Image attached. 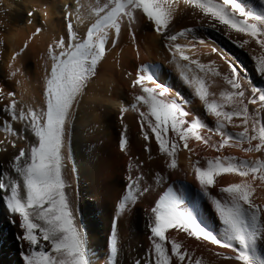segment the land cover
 <instances>
[{"label":"snow or ice","instance_id":"snow-or-ice-1","mask_svg":"<svg viewBox=\"0 0 264 264\" xmlns=\"http://www.w3.org/2000/svg\"><path fill=\"white\" fill-rule=\"evenodd\" d=\"M182 5L207 18V27L224 25L247 37L239 44L241 48L252 40L264 50V0H258L255 7L250 0H182ZM179 7L181 0H94L87 5L75 0L65 14L64 35L48 43L41 55L46 61L42 101L38 105L25 103L17 100L14 91L0 90V100H7L0 105V124L5 134V139H0V152L14 150L8 171L0 174V193L7 210L19 218L22 234L18 238L27 245V251L22 250L23 264H93L67 192L71 187L65 176L71 159L68 137L80 98L97 76L98 66L107 59L109 49L118 45L122 35L131 36L135 42V27L142 22L161 38L163 47L171 55L169 63L175 65L183 83L192 89L207 116L215 122L210 127L203 119L192 116L184 107L188 101L179 93L172 99L167 97L169 89L156 82L159 65H141L131 81L133 88L139 87L140 94L134 96L130 107L140 118L144 151L150 153L154 142L165 167L170 170H179V151L194 153L189 147L190 141L217 153L227 147L259 154L255 159L217 155L205 158L206 166H200L198 160L191 163L190 170L198 183L197 195L211 203L222 225L218 233L200 218L195 202L192 207L186 205L184 192L178 194L170 185L157 192L158 198L146 210L152 257L148 264H202V259L194 256L169 230L230 250L227 255L216 253L223 255L225 261L264 264V252L259 248L264 242V205L254 198L257 187L264 185V88L254 86L236 60L217 47H212L211 52L218 53L227 63L229 71L224 74L216 70L214 61L204 64L186 55V49L204 45L206 41L197 36L196 28L174 29ZM28 15L31 17L32 12ZM197 24L205 27L200 21ZM44 30L43 24L36 27L29 39ZM178 38L187 40L188 44L178 43ZM28 47L26 41L12 54L10 77L23 75L19 67L12 65ZM251 59L256 73L264 78V55ZM193 65L203 75L196 74ZM209 75L222 78L227 85L219 92V98L208 90L206 77ZM249 105L255 107L250 110ZM127 111L121 105L122 117ZM230 126L242 130L233 132ZM213 136L219 140L214 141ZM128 144L122 134L120 150L125 152ZM152 159L149 155L148 160ZM135 167L136 173L132 174L130 157V174L116 207L117 216L156 191L154 184H162L165 179L161 172L146 176L140 161ZM222 174H235L240 181L214 187L215 178ZM115 225L116 219L111 242L113 257L118 252Z\"/></svg>","mask_w":264,"mask_h":264},{"label":"bare ground","instance_id":"bare-ground-1","mask_svg":"<svg viewBox=\"0 0 264 264\" xmlns=\"http://www.w3.org/2000/svg\"><path fill=\"white\" fill-rule=\"evenodd\" d=\"M74 2L75 0H0V90L5 93L14 91L17 100L22 99L25 103L38 105L42 101L46 61L41 59V55L48 43L64 35L65 14L69 10V5ZM81 2L87 5L94 0ZM250 2L253 7L258 4V0ZM29 12H32L31 17L28 15ZM29 19L32 20L31 24L28 23ZM197 21L205 27L201 28ZM207 23V18L190 7H184L181 0V7L177 8L174 20V29L179 31L184 27L196 28L197 36L206 41L204 45L196 44L195 48L189 47L185 54L204 64L214 61L216 70L224 74L229 71L227 63L218 53L211 52L212 47H217L228 57L236 60L254 86L264 88V78L256 73L255 62L251 59L252 56L264 55V50L252 40L241 48L239 44L243 39H248L247 37L227 29L224 25L207 27ZM42 24L45 30L39 36L29 39L34 29ZM80 28L83 29V25ZM26 41L29 44L28 49L17 57L12 65L13 68L19 67L23 75L18 73L15 78L10 77L11 56ZM177 42L188 44L187 40L181 38H178ZM109 53L107 59L98 66L97 76L80 98L68 137L71 159L66 165L65 176L71 187L67 192L79 228L85 234L93 264H109V261H114V264H134L137 260L141 261V264H148L152 257L146 210L153 204L154 199L158 198L157 192L165 185L172 186L178 194L184 192L186 205L192 207L195 202L200 218L205 221L208 228L218 233L222 225L211 203L197 195L198 183L190 170L191 163L198 160L200 166H206L205 158H214L217 155L255 159L259 154L245 153L239 148L227 147L217 153L211 148H204L198 142L190 141L189 147L194 149V153L187 150L179 151L177 154L179 170L167 169L164 158L154 142L151 143L150 153L144 151L145 142L140 132V118L130 107L134 102V96L140 94L139 87L133 88L131 81L141 65H159L160 72L156 82L169 89L167 97L172 99L179 93L180 97L188 101L184 107L192 116L203 119L210 127H214L215 122L212 117L207 116L203 104L192 94V89L183 83L175 65L169 63L171 55L163 47L161 38L147 24L142 22L135 27V42L131 36L124 34L118 45L114 49H109ZM48 64L50 65V61ZM192 68L196 74L203 75L195 69V65ZM129 72L133 75L129 76L127 74ZM17 80L20 81L19 84ZM206 82L209 92L216 93L217 98L219 92L227 87L220 77L209 75ZM5 103L6 99L0 100V105ZM121 105L128 108L123 117L120 112ZM254 107L249 105L250 110ZM13 124L15 126V122ZM2 128L3 125L0 124V139H5ZM229 130L237 132L242 129L230 126ZM122 134L129 142L125 152L119 148ZM168 135H172L170 131ZM202 135L209 133L202 132ZM213 140L218 141L219 137L213 136ZM13 151L9 148L7 153L0 152V174L8 171ZM149 155L153 157L152 160H148ZM130 157L133 163L132 174L136 173L135 165L140 161L146 176L161 172L165 179L162 184H154L156 191L147 194L124 214L117 216L116 207L125 190L126 177L130 174L128 170ZM239 181L240 177L235 174H222L215 178L214 187L217 185L223 187ZM254 198L264 205V185L257 187ZM18 219V216L7 210L6 201L0 193V264H23L22 250L26 252L27 245L18 238L22 234L18 227ZM114 219L118 239V252L115 257L111 253ZM169 232L194 256L200 257L202 264H235L225 261L223 255H216L217 252L230 254V250L196 241L182 232L178 233L175 230ZM259 248L264 252V242L260 243Z\"/></svg>","mask_w":264,"mask_h":264}]
</instances>
